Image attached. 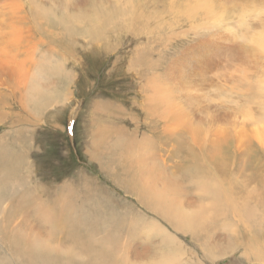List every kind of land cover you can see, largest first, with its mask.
I'll return each mask as SVG.
<instances>
[{"label": "bare ground", "instance_id": "bare-ground-1", "mask_svg": "<svg viewBox=\"0 0 264 264\" xmlns=\"http://www.w3.org/2000/svg\"><path fill=\"white\" fill-rule=\"evenodd\" d=\"M121 43L126 49L114 62L123 60L142 76L147 92L142 112L163 129L154 127L137 138L138 128L112 127L117 139L111 142L96 129L99 135L89 145L103 146L91 157L144 214L134 213L125 199L114 198L83 174L76 183L46 189L30 174L25 156L30 142L23 128L17 134L11 126L14 135L0 132L3 258L17 264H180L183 252L172 231L190 234L210 259L239 247L247 261L264 262V199L259 191L264 145L232 147L235 134L228 123L217 129L200 127L159 72L175 68L177 82L184 77L190 81L183 85L190 97L221 88L218 78L229 79L240 85L236 95L244 118L264 124V0H0V124L10 102L36 121L43 106L66 98L64 85L55 84L52 92L42 86L52 74L65 73L51 64L54 54L69 62L74 53L83 58L91 45L113 54L123 48ZM166 53L184 56L168 62ZM169 119L175 126L167 125ZM8 140L22 149L10 147ZM160 143L174 146L171 174L158 164L157 155H144L148 145L152 150ZM102 151L111 156L104 158ZM216 229L226 232L228 243L210 252ZM138 235L148 238L141 249L133 244ZM155 235L156 244L150 240ZM190 257L197 264L192 252Z\"/></svg>", "mask_w": 264, "mask_h": 264}, {"label": "rangeland", "instance_id": "rangeland-1", "mask_svg": "<svg viewBox=\"0 0 264 264\" xmlns=\"http://www.w3.org/2000/svg\"><path fill=\"white\" fill-rule=\"evenodd\" d=\"M127 42L130 46L133 45L131 44V40L128 39ZM123 43L120 44L123 45V48H119L117 53L114 52L113 54L101 53L98 45H91V47H88L87 51L83 54V58H80L79 60V54L74 53L70 55L69 62L65 61L64 55L61 56L60 54H54L52 56L54 58L51 59V64H54L53 67H56L59 64V66L65 70V73H60L59 75L52 74V77H48L50 81L47 79L46 81H42V86L45 89L46 87L49 88V91L52 92L57 88V85L55 84L59 83L60 85H64L65 91L67 92V96L65 95L66 98L64 99V97H62V100L50 101L49 104L43 106L40 109L38 116L35 117L36 121H33V115L31 113L23 112L24 114H22L19 106L10 102V105L4 110V112H7V115L5 120L0 124V132L6 129L10 135H14L15 132L11 126L16 128V133L19 129L23 128L24 135L30 142L28 154L25 155L26 162L30 166V174L32 175V178H36V180L38 178L37 182L45 186L46 189H53L54 186L59 187V185L64 182L76 183L80 174H83L84 176L92 177L96 184L104 187L107 192H110L114 196V198H121L120 200L122 201L125 199V202L133 208L134 204L132 203V199L124 196V193L121 192L122 190L104 175L100 169V162L98 161L97 163L96 160L92 158L93 152L99 149L100 152L103 146L101 145L100 148L97 149L96 146L91 147L89 145V143L92 144L99 135L96 136V131L94 129H100L105 142H111L117 139L115 133L117 131L112 129V127L117 128L121 126L127 130H131L132 128H136L137 130L138 128L134 135V137L137 136V138L143 134L148 135L147 131L154 127V129H163V127H161V122H157L156 119L152 120L149 114H145V116L142 112V107L144 108L145 106L144 95L147 93L144 92L142 87L144 80L142 76L137 74V72H135L130 66H127L125 61L119 60L114 62L115 58L120 56V54L126 49ZM166 54V58L169 57L168 62L171 60L172 56L177 57L178 61L184 56L183 54ZM157 57L158 56H154V58ZM101 58L102 61H100ZM168 62L164 64L165 68L169 65ZM159 72L161 73V76L163 75L162 79L166 77V84L170 82V88H175L174 92L178 99V101L177 99L176 101L179 105L185 106V109L189 111L194 121L198 119L200 127L210 126L212 129H217L224 127L226 123H228L234 130L235 134L234 140L232 141V147L238 146L237 148L243 150L245 146H253L252 148H254L257 142L264 145V124L257 122L258 119L254 118H249V120H251L249 121L242 115L240 110L242 100H237L238 97L236 95L237 92H241L239 84L221 77L216 79L221 83V88L220 86L219 88L217 87V90L220 91L219 94L217 90H214L217 86L216 85L213 89H210L211 92H209L210 90L208 91V95L201 96L200 92L197 91L194 95L195 97H190L192 94L188 95L186 92L187 89L185 88L189 86L190 81L184 77L182 83L177 82L174 77L176 72L175 68L168 69L167 73L164 69ZM68 74H70L71 77ZM184 82L188 83L185 84ZM52 84L55 86L50 88ZM183 85H185V87ZM194 87L199 88V85L194 84ZM180 88L181 91L179 90ZM212 91H214V93ZM195 98H197V100ZM115 110L117 111L115 112ZM15 115L21 116L23 120L27 119L28 122H18ZM92 120H94L93 127L91 124ZM171 122L173 123V120L170 119L167 122V125L170 126V128L175 126V123L172 125ZM96 126H98V128H96ZM128 133L130 136V131ZM210 133L211 131L209 128L207 130V135ZM185 134L188 135L187 133ZM202 135L205 134L202 133ZM8 143L9 146L14 149H22L19 144H13L11 140H8ZM173 147L174 146L171 144L164 146L160 143L153 146L152 150L148 145L143 152H146H144V155L147 154V156L145 155L147 159L152 154L155 155V157L157 155L158 157H156V159L161 161L159 162L157 160L158 164L161 163L160 166H162L167 173L171 174L174 172V166L176 165L175 159H172L170 155ZM162 150L166 152L167 155ZM151 151L152 153L150 154ZM147 152H149V154ZM102 153L105 155L103 157L106 159L108 155L111 156V154H108L106 151H102ZM169 158L171 160H169ZM246 171H251L252 174L253 169L249 168ZM22 172H25V170H22ZM259 191L264 199V185L262 188H259ZM134 208V213L137 212L136 214H144L137 211L138 208L136 209V206ZM147 217L148 220H150L151 217ZM224 232L225 231L221 229L212 231V236H214L210 240V245L208 244L211 246L210 252H218L217 249L226 248L228 241L226 242L225 237L227 235L225 232L224 236ZM125 233V231H122V235ZM169 234H174L176 236H174L176 241L180 243V250L183 252L180 264H195L193 257H190L191 252L195 256L194 259L197 264H264V262L260 261H247L246 256L244 257L240 254L242 253V250L239 247H236L233 251H229L230 249H228L229 252H223L225 254L214 253L211 256L215 257V255H217V257H213L214 260L212 258L211 260L205 253H202L204 251L199 247L198 242H196L190 234H185L183 232L174 233L172 231H170ZM142 237L144 238L143 240ZM157 238L158 235H155L153 238L151 237L150 240L156 244V241L159 243V238ZM145 241L148 242V238H146L145 235H140V237L138 235L133 244L139 245V248H136L141 249L143 245L146 244ZM147 244L150 248V243ZM0 264L17 263L12 258H3V255L0 253Z\"/></svg>", "mask_w": 264, "mask_h": 264}, {"label": "crops", "instance_id": "crops-1", "mask_svg": "<svg viewBox=\"0 0 264 264\" xmlns=\"http://www.w3.org/2000/svg\"><path fill=\"white\" fill-rule=\"evenodd\" d=\"M108 104V103H107ZM104 105V104H103ZM95 131H96V129H94ZM98 149L100 148V146L98 145V146H96Z\"/></svg>", "mask_w": 264, "mask_h": 264}]
</instances>
